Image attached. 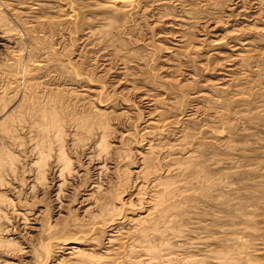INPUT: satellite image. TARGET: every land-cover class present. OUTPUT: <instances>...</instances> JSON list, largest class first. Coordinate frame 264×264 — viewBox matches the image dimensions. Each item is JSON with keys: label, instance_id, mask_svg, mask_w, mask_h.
Returning a JSON list of instances; mask_svg holds the SVG:
<instances>
[{"label": "rangeland", "instance_id": "374dc122", "mask_svg": "<svg viewBox=\"0 0 264 264\" xmlns=\"http://www.w3.org/2000/svg\"><path fill=\"white\" fill-rule=\"evenodd\" d=\"M263 71L264 0H0V264H264Z\"/></svg>", "mask_w": 264, "mask_h": 264}, {"label": "bare ground", "instance_id": "6f19581e", "mask_svg": "<svg viewBox=\"0 0 264 264\" xmlns=\"http://www.w3.org/2000/svg\"><path fill=\"white\" fill-rule=\"evenodd\" d=\"M36 20V19H35ZM192 46V45H191ZM185 55V54H184ZM264 72V71H263ZM20 78V77H19ZM52 112H54V111H52ZM163 113V112H162ZM48 114V113H47ZM56 114V113H55ZM54 113H51V114H49L50 115V120H49V123H52L53 125H55V126H57L58 125V118H57V116L55 115ZM59 117V116H58ZM46 118H47V116H46ZM143 118V117H142ZM49 123H48V125H49ZM51 125V124H50ZM49 125V126H50ZM52 125V126H53ZM49 126H46V127H49ZM60 126V125H59ZM47 129V128H46ZM174 148V147H173ZM155 182V181H154ZM155 185V184H154ZM148 187H149V185H148ZM152 187V186H151ZM177 190V189H176ZM140 191V190H139ZM139 193H141V192H139ZM144 193V192H143ZM177 193V192H176ZM145 194V193H144ZM147 194V193H146ZM136 195V194H135ZM173 195V194H172ZM149 196V195H148ZM161 194H158V195H153L152 197H150L149 199H148V201L146 202V204L147 205H145L147 208H148V210L146 211L147 213H144V212H140V213H138V214H136V216H132L131 217V222L133 223V224H135V225H137V226H143V227H141V229H142V233H146L147 231L149 232V230H151V229H153V226H155V224L157 223V221L158 220H160V219H162L163 218V216L165 215H163V209H160V205L163 203V201H165L164 200V197L165 196H167V194L165 195V194H163L161 197ZM141 197V196H140ZM146 197H147V195H146ZM144 198V197H143ZM141 199V198H140ZM145 199H147V198H145ZM172 200V199H171ZM143 201V200H142ZM146 201V200H145ZM142 204L140 203V206H141ZM144 205V204H143ZM164 205V204H163ZM139 207V206H138ZM140 208V207H139ZM139 208H136V210L137 209H139ZM131 209V208H130ZM134 209H135V207H134ZM128 210V209H127ZM132 210V209H131ZM170 210H171V208H170ZM138 211H140V210H137V212ZM169 211V210H168ZM122 212V211H121ZM126 213V212H125ZM127 213H129V211L127 212ZM126 213V214H127ZM128 215V214H127ZM126 215V216H127ZM169 215V214H168ZM126 216L125 215H123L122 216V214H121V220H122V218L125 220V218H126ZM166 216V215H165ZM118 217V216H117ZM119 217V218H120ZM116 219V218H115ZM120 220V219H119ZM121 220H120V222H121ZM168 220V219H167ZM126 221H127V218H126ZM129 221V220H128ZM161 221V220H160ZM113 222V221H112ZM117 222V221H116ZM116 222H114V223H116ZM162 222V221H161ZM164 222V221H163ZM166 222V221H165ZM119 224V223H118ZM121 224V223H120ZM130 224V223H129ZM154 224V225H153ZM112 225V224H111ZM115 226H116V224H114ZM157 225H159V224H157ZM113 226V225H112ZM107 227H109V226H107ZM111 227V226H110ZM157 228V227H156ZM104 229H106L107 230V228H104ZM110 228H108V230H109ZM96 230V229H95ZM128 230V229H127ZM159 230V229H158ZM110 232H113V233H109L110 235H109V241H108V243L107 244H111L112 242H115V240H117V239H119V229H115V228H112V229H110ZM156 232V231H155ZM151 233V232H150ZM121 234V233H120ZM141 234V233H140ZM148 234V233H147ZM136 235V234H135ZM144 235V234H143ZM238 235V234H237ZM125 236V235H124ZM128 236V235H127ZM85 237H86V235H85ZM132 237V236H131ZM137 237H139V236H137ZM241 238H243V237H241ZM59 239V238H58ZM145 239V238H144ZM62 240H65V239H62ZM68 240V239H67ZM77 240V239H76ZM107 240V239H106ZM66 241V240H65ZM142 241V240H141ZM256 241V240H255ZM52 242V241H51ZM67 242V241H66ZM65 242V243H66ZM69 242V241H68ZM73 242V241H72ZM120 242V241H119ZM135 242V241H134ZM58 243H60V247H64V245H68V244H65V243H63V241L62 242H58ZM62 243V244H61ZM70 243V242H69ZM124 243H126L125 241H124ZM143 243H144V241H143ZM57 244V243H56ZM251 244V243H250ZM106 245V244H105ZM140 245H141V243H140ZM148 245V244H147ZM48 246V245H47ZM135 246V245H134ZM51 247V246H50ZM126 248V247H125ZM135 248V247H134ZM241 248V247H240ZM51 249V248H50ZM49 249V250H50ZM68 249H70V253L68 254V255H70V256H72V255H83V262L85 263V264H108L110 261L112 262L115 258L117 259V257H115V258H113V257H107V255L105 256L104 254V256L105 257H99L98 258V261L97 262H94L93 261V263H91V261L90 262H86V260H87V258H88V256L89 255H87V254H83V248L81 249V248H78V247H69ZM108 249H109V247H108ZM141 249V248H140ZM144 249V248H143ZM106 250V249H105ZM132 250H134V249H132ZM150 250V249H149ZM111 251V250H110ZM146 251H147V249H146ZM151 251V250H150ZM106 252V254H108V252H107V250L106 251H103V253H105ZM118 252V251H117ZM128 252H129V250H128ZM142 252H144V251H142ZM52 253V252H51ZM134 253H136V252H134ZM138 253V252H137ZM158 253V252H157ZM143 254V253H142ZM159 254V253H158ZM157 254V255H158ZM92 255L93 254H91V258H92ZM133 255H135V254H133ZM141 255V254H140ZM150 255V254H149ZM80 256V257H81ZM130 256V255H129ZM73 257V256H72ZM132 257V256H131ZM90 258V259H91ZM94 258V257H93ZM250 258V257H249ZM133 259H135V258H133ZM94 260V259H93ZM131 260V259H130ZM253 260V259H252ZM118 261V260H117ZM49 262V261H48ZM78 262V261H77ZM128 262V261H127ZM131 262V261H130ZM81 263V262H80ZM118 263V262H117ZM110 264V263H109ZM119 264V263H118ZM125 264V263H124Z\"/></svg>", "mask_w": 264, "mask_h": 264}]
</instances>
